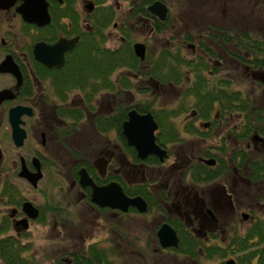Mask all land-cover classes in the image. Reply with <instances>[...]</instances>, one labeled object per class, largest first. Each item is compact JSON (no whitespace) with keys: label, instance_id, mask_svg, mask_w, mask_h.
<instances>
[{"label":"flooded vegetation","instance_id":"af4514ba","mask_svg":"<svg viewBox=\"0 0 264 264\" xmlns=\"http://www.w3.org/2000/svg\"><path fill=\"white\" fill-rule=\"evenodd\" d=\"M47 1L49 3L51 22L45 26L31 24L23 19L21 13H19L17 10L18 7L22 5L23 0H16L15 4L8 7H2V5H0V15L12 10L14 16L21 20V23L24 27L22 31L23 36L20 35L16 40H14L15 33L12 30L13 23H10L11 20H9V24L3 21L2 25L0 26V65L8 57L12 58L14 65L17 66L21 75V82H19V77L14 73L0 70V81L2 82L4 79V83L0 84V86H3L0 88V93L9 89L13 96L12 98H6L0 101V123L3 125L5 122H7L8 126L10 127V142H13L17 154L21 153L23 148H27L28 140L30 138L29 134H31L30 127L32 125H40L41 127L44 117V115L42 116L41 113V109L43 107H48V109H50L51 112H49V114H51L50 116L52 124H49L44 131H40L41 138L36 136L35 141L33 138V151L31 154H20L19 160L15 162L16 169L14 170L6 169L3 166V163L6 159V149L0 143V148L2 149L3 153V156L0 160V238L11 235L23 241L33 223H46V220H50L52 217L55 218L59 214H69L67 208L60 206L59 203L61 202H48L45 200V198H43L41 203L33 201L31 196L32 194L36 193V189H38L39 184L37 186L33 185L28 179L21 176L20 172L23 165H25L31 172H36L37 165H40L43 172V177L39 183L44 180L45 172L48 170L51 175L59 172L60 169L55 159L60 157H58V155L54 152L53 147L49 145V140L51 143L52 141H56L57 139L55 134L58 136L60 135L61 138H66L61 141L58 140L59 145L68 153L79 157L80 153L83 150L91 147V145H88L87 148V145H85L87 142H83L84 147L81 146L78 140H76V137L78 138V136H76L77 132H79V128L82 127L85 122L93 120V130L102 137L103 142L99 145V147H101V152L98 156L100 160H97V158L93 160L92 157L89 158L86 156V158L84 157L82 159H78L80 161L84 160L86 163H88L90 170L86 166L82 165L78 170V178H76L73 174L74 179H76L74 180V185H76V188L78 186L75 196L76 204L85 203L90 208V210L94 209L100 214L107 212L108 214L117 217L136 216L137 218H141L147 215H158L161 220L156 225L155 235L160 247L159 249H156V252H161L164 254L179 253L189 258L192 262H198V264H202L203 259L205 260L204 251L202 249L200 250V255L198 257H192L183 251H180L182 236L179 234L177 229L178 227L184 231L190 232L191 236L196 239L197 243L205 244L207 243L206 241H211L216 237L221 238V236L230 232V229L226 227V222L228 220H254L255 215L253 214V211L249 205L243 204L241 208L237 206L238 200L234 194V191L224 181L226 176L229 174L241 173L243 171L242 169L234 168L232 170H228L221 178L215 179L211 182H197L192 178V169L197 162L206 164L204 162L205 159L215 158L216 164H220L217 155L222 153L221 149L223 146H221V144H218L215 147L213 156L206 154L207 151H212L210 148H206L204 152L202 151L200 156H195L192 154L187 155L186 159H182L177 149L186 142L187 137L201 139L207 137L208 139L212 133L219 134L221 126L229 125L232 122L230 123L229 121H220V123H218L214 128H212L211 121L207 123L202 122L200 130L202 132H211L209 135L191 134L190 132L183 131L182 138L179 141L169 142L167 139L163 140L162 138L166 137L165 135L168 132L164 130V123L159 118V114L167 113V124H169V107H172L173 105H169L168 102H164L165 104L163 103L162 98L159 96V92L161 93V91H158V89H162L164 91V89L169 88V86L178 87V85H175L172 81L169 82L168 77L158 78L156 77V74L153 73V71H156L155 59L156 57L158 58V55L161 51L150 56V45L148 40L141 42L146 45L147 51L144 59H141L137 56L140 61L137 65L136 73L131 75L128 70H125L126 73L124 70L122 72L125 73L124 75H129L132 77L134 83L133 89L128 91L119 90L118 92H101L95 98L94 111L90 110L87 106L82 105V98L80 95L77 92H72L69 95L67 102L69 104L67 105L71 108H85L86 113L84 119L81 121V124L78 127L77 121H73L71 124L61 117H58L56 114V107H58L63 102L57 100L59 103H55L54 105H50L48 103V99L46 97L48 82L44 76L40 77L36 71L37 69L44 70V68L49 70L58 68L47 67L44 63L36 59L34 52L35 44L38 42H45L47 44L53 45L61 38L72 39L75 37H79L80 41L81 36L77 34L75 26L76 13L79 11L81 14L82 27L93 31V28L90 26L97 5L95 4L94 0ZM141 1L142 0H130L128 19L126 20V18H124L119 20L118 14L117 19L111 25V27L114 26V29H117L120 33V40L117 45L112 43L108 35L109 28L106 29L105 32L108 38V46L119 47L122 43L128 40V32H130L133 36V44L139 43L140 41H136V37L134 36V30L139 26H144L146 29L148 28L149 30H147L150 34H159L166 31H164V29H166L169 24L170 9L167 19L162 21L147 9V7L155 0L144 4L146 7L145 12H135V5L141 4ZM162 1L166 3L165 0ZM109 2L110 0H107V4H109ZM80 4H82V7ZM52 7L53 11L55 8H58L62 13V16L60 17L61 24L56 25L57 31L55 38H52L53 41L50 42L44 40L39 33L43 32L42 28L49 26L53 22L51 14ZM68 9L70 10V14L67 13ZM116 11L119 13V7L116 9ZM128 22H135L136 27H133L131 24L129 25ZM163 24H165V27L160 29L159 26H164ZM28 25L31 27H28ZM58 28H60V30H58ZM68 29L72 30L67 31ZM27 32H29L30 35H28ZM182 42L183 44H186L188 54L191 55L190 58L195 60L197 59L198 54H202L208 60L215 63L216 66H220L221 62L216 59L217 57L214 59L208 57L207 52L204 51L205 49L202 46L203 42H209L210 46L216 47L218 52L222 50L220 47H218L220 45H218L209 34H206L205 32H199V34L193 36L190 33H187L184 36ZM76 45L72 50L65 53V64L68 54L74 51ZM165 49L169 50V47ZM177 49L181 50V48ZM181 53L184 54L182 50ZM231 58L237 61L235 57ZM217 68L219 69L218 66ZM219 71H221V69H219ZM250 72L255 77V79H257L259 83L264 86V75L262 76L260 71L254 69H251ZM129 91L135 95L139 93L140 96L138 98H131L128 101H125V103L121 101L115 105H112L108 100L101 101V98L103 97L104 99L106 95L110 96L116 94L119 98H121L123 94L128 96L129 94L127 92ZM148 91L153 93L150 96H146L148 95ZM18 106L25 109H31L33 111L32 115L24 113L21 116V126L27 132V138L21 147L16 146L13 140V129L10 119L11 110ZM122 108H128V112L126 117L124 114L121 115V129H117V127H115L107 131H102L97 128V122L95 120L98 114L107 118H111L112 116L118 114V111ZM132 110H136L140 115H145L148 113L153 115L155 123L157 124V129L154 131L155 141L168 154V157L165 159V161H161V159L156 154H150L147 158L142 159L139 156L138 151L133 146L128 144V139L123 133V125L129 119V113ZM45 118H47L46 115L44 119ZM185 123L186 122L179 121L177 122V125L181 126L183 129ZM56 124L59 125V129H56ZM232 125L237 126L238 122ZM231 129L232 127L229 130L228 137L237 140L235 135L231 132ZM73 133L75 135H73ZM69 137H71V140L67 139ZM72 140L75 141L73 142ZM254 140L264 143V140L260 138L254 137ZM254 140L251 141L253 142ZM129 148L134 149L135 154L130 151ZM154 158H158L160 163H153L152 160ZM225 158L230 164H232L228 153L225 154ZM169 161L171 165V171H169ZM83 168L87 169L95 183L99 186H104L112 181H117L121 183L125 192V186L130 188L135 187V194H128L127 192L126 194L129 197L143 198L147 205V211L141 212L136 206H130L127 211H124L119 208L101 206L96 203L93 200L92 186L86 187L80 183V170ZM179 168L182 169L181 171L186 179L183 178L178 182H173L171 184L170 180L172 173ZM247 180L248 183H251L249 179ZM27 202H31L36 208H38L39 216L37 218H31L29 216L27 210L24 207L25 203ZM71 206H73L72 202H68V207ZM238 213H241L242 216H237ZM69 217L71 218V216ZM26 220H28V228H25ZM170 220H173V222L175 221V225L171 224ZM164 223L170 224L176 230L177 236L179 238L177 246H171L168 248H163L161 246L158 238V230ZM82 249L83 247L78 250L70 251L69 256L67 258H62V261L71 264L75 258V254H77V252ZM0 261L3 263L1 257ZM58 261H61V258ZM119 263L120 262L118 258V264Z\"/></svg>","mask_w":264,"mask_h":264},{"label":"trees","instance_id":"16d2710c","mask_svg":"<svg viewBox=\"0 0 264 264\" xmlns=\"http://www.w3.org/2000/svg\"><path fill=\"white\" fill-rule=\"evenodd\" d=\"M151 1L142 0L141 4H136L135 12H145L144 4ZM254 1L264 8V0ZM94 2L97 7L90 26L93 31L82 27L81 14L79 11L76 13V32L81 39L74 51L68 54L64 67L36 70L40 77L44 76L48 82L46 92L48 103L54 105L59 103L57 100L63 102L56 107L57 116L71 124L77 121L78 127L85 117L86 110L83 107H69L67 105L69 95L77 92L82 98L81 104L94 111L95 98L101 92L133 89L132 77L122 72L128 70L131 75L136 73L140 61L135 54L134 39L130 32L127 33L128 40L119 47L107 45L108 38L105 31L117 19V8L107 4V0H94ZM69 9L67 13L70 14ZM51 14L53 22L42 28L43 32L39 33L44 40L50 42L55 38L56 25L61 24L62 16L60 10L55 8L53 11V7ZM163 25L159 28L165 27V24ZM70 30L72 29L67 31ZM27 33L30 35L29 32ZM207 34L220 45L218 47L222 49L221 52L235 57L238 63L246 68L258 70L262 76L264 75V25L250 27L246 24L235 28L232 23H219L210 26ZM202 46L208 57L214 59L220 56L216 47L210 46L209 42H203ZM155 67L156 71L153 73L156 77H168L169 82L172 81L175 85L183 87L180 102L176 106L169 107V124H167L168 114H159V118L164 123V130L168 132L163 140L179 141L183 131L209 135L211 132L200 130L201 123L209 121L212 122V128L220 121L238 122L237 126L232 127L231 132L239 142L254 140V137L264 140V103L257 102L247 91L237 87L230 78L221 75L216 64L204 55L198 54L197 59L194 60L182 54L180 49L164 48L155 59ZM127 112L128 108H122L111 118L98 114L95 120L97 128L102 131L115 127L121 129V115L124 114L126 117ZM179 121L186 122L183 129L177 125ZM129 150L135 154L134 149L129 148ZM221 151L220 155L216 154L220 164L209 166L197 162L192 169V178L197 182H211L221 178L228 170L236 168L244 170L251 183L264 180V149L263 153H253L242 146L235 147L234 150L229 148L226 150L223 146ZM213 152L207 151L206 154L213 156ZM225 152L229 154L232 164L226 160ZM152 161L155 164L160 163L158 158ZM82 165L90 170L88 163L84 160L79 161L78 167L74 168L76 178ZM125 190L128 194H135V187L125 186ZM260 200L261 209L255 215V219L243 231L237 229L223 245L197 243L190 232L176 227L182 236L180 251L198 257L202 249L206 260L234 256L232 258L235 259L236 264H264V196ZM170 223L175 225L173 220H170ZM113 249L117 250L115 247ZM115 255L112 249L94 243L79 250L71 264H118ZM0 257L4 264H38L36 257L31 253L30 244H24L11 235L0 238ZM225 262L222 261L221 264ZM58 264L68 263L61 259Z\"/></svg>","mask_w":264,"mask_h":264},{"label":"rangeland","instance_id":"374dc122","mask_svg":"<svg viewBox=\"0 0 264 264\" xmlns=\"http://www.w3.org/2000/svg\"><path fill=\"white\" fill-rule=\"evenodd\" d=\"M165 1L170 9L169 24L164 29V31L166 30L165 32L150 34L148 32L149 29L147 28V30L144 26L136 27L134 30L136 41L145 42L148 40L150 56L151 54L155 55L157 52H160L163 48L169 47V50L181 48L184 55L191 57L186 49V44L182 42L184 36L187 33L193 36H196L199 32L207 34L208 29L213 24L232 23L235 28L238 25L246 24L250 27L251 25L253 27L254 25L260 27L264 25V8L260 7L254 0ZM109 4H112L115 8L119 7V20L128 19L130 0H110ZM80 5L82 7V4ZM9 20H11V24L13 23L14 40L20 35L23 36L22 31L24 27L21 20L14 16L12 10L0 15V26L3 21L9 24ZM108 35L113 44L117 45L119 43L120 33L117 29H114V26L109 28ZM219 54L220 56L216 59L221 62L220 66L217 65L221 69V75L230 78L237 87L247 91L257 102L264 103V86L252 75L250 72L251 68L246 69L244 65L238 63L224 52L219 51ZM2 83H4V79L2 82L0 81V84ZM2 87L0 86V88ZM158 91H161V93L159 92V96L162 98L163 103L168 102L169 105L174 106L181 100L183 87L169 86V88L164 89L165 93L162 89H158ZM127 93L129 94L128 96L123 94L121 98L116 94L106 95L104 99L103 97L101 98V101L108 100L112 105H115L121 101L125 103V101L131 98H138L140 96L139 93L135 95L131 91ZM152 93L148 91V95L146 96H150ZM49 112L51 111L48 107L41 109L42 116L44 115L45 117L46 115L47 118L44 119L43 117L41 127L40 125H32L30 127L31 134H29L30 138L27 148H23L21 153L18 154L13 142H10V127L7 122L3 125L0 123V143L6 149V159L3 163L6 169H16L15 162L19 160L20 154H31L33 151V138L34 141L36 136L41 138L40 131H44L51 124V114ZM92 122L93 120L85 122L79 128V132H77L76 136L78 138L76 137V140H78L81 146L84 147L83 142H87L85 144L87 148L88 145H91L88 149L83 150L79 157L73 156L59 145V141L66 138H61L60 135L55 134L57 140L52 141V143L49 140V145L53 147L54 152L60 157L55 159L60 171L51 175L48 172L49 170H45L47 172H45L44 180L39 183V187L36 189V193L32 194L31 199L40 203L43 201V198L48 202H61L59 203L60 206L67 208L69 214H59L55 218L52 217L50 220H46V223L38 222L31 225L27 236L22 242L30 244L31 253L36 257L38 264H58V260L60 258H67L70 251L78 250L82 247L87 248L94 243L112 249L113 253H116L115 257L119 258V264H198V262H192L189 258L179 253L164 254L156 252V249L160 247L155 235L156 225L161 220L158 215H147L141 218H137L136 216L117 217L107 212L100 214L94 209L90 210L85 203L76 204L75 196L78 186L76 188V185H74V180L76 179H74L73 174L74 168L78 167L80 161L78 159L86 156L92 157L93 160L96 158L100 160L98 156L101 152L99 145L103 143L102 137L93 130ZM235 123L237 122L221 126L219 134L212 133L208 139L207 137L204 139L187 137L186 142L177 149L179 155H181L182 159H186L187 155L192 154L200 156L206 148L215 151L214 149L218 144L224 146L226 150L228 148L234 150L235 147L242 146L251 150V152L253 151V153H263L264 144L261 141L254 140L252 142L249 140L243 143L228 137L229 130L233 127L232 124ZM56 126V129H59V125L56 124ZM73 135L75 134L73 133ZM67 139L71 140V137ZM72 141L74 142L75 140ZM181 170L179 168L173 171L170 180L171 184L178 182L180 179H186ZM169 171H171L170 161ZM247 179H249L248 174L243 170L241 173L229 174L224 181L234 191L238 200L237 206L241 208L243 204H247L251 207L253 214L257 215L261 209L259 207L261 204L260 199L264 196V180L259 183H248ZM68 202H72L73 206L68 207ZM241 213H238L237 216H242ZM251 221L249 219L228 220L226 227L230 229V232L221 236V238H213L211 241L214 242L206 241L207 243L205 244L223 245L231 234L237 229H242L243 231ZM114 247L117 250L113 249ZM232 257L234 256L222 259L217 257L214 260L203 259L202 264H221L222 261H227ZM0 264L3 263L0 261Z\"/></svg>","mask_w":264,"mask_h":264},{"label":"water","instance_id":"95a60500","mask_svg":"<svg viewBox=\"0 0 264 264\" xmlns=\"http://www.w3.org/2000/svg\"><path fill=\"white\" fill-rule=\"evenodd\" d=\"M16 0H0L2 7H8L15 4ZM147 9L156 15L160 20L164 21L168 17L169 7L162 0H155ZM18 12L21 13L23 19L31 24L38 26H45L51 22V15L49 12V3L47 0H23L21 6L18 7ZM79 37L72 39L61 38L55 44L50 45L45 42H38L35 44L34 52L36 59L44 63L47 67L61 68L65 64V53L72 50ZM135 54L144 59L146 56V46L144 43L134 44ZM0 70L4 72H12L19 77L21 82V75L17 66L14 65L12 58H7L1 65ZM9 89L0 93V101L6 98H12ZM24 113L33 114L31 109H25L20 106L14 107L10 112V119L12 124V136L16 146L21 147L27 138L26 130L21 126V116ZM123 133L128 139V144L133 146L142 159L147 158L150 154H156L161 161H165L168 154L155 141L154 131L157 129V124L151 113L140 115L136 110L129 113V119L123 125ZM3 156L0 148V160ZM208 164H214L215 161H205ZM20 175L28 179L33 185L37 186L43 177L41 166L37 165V171L31 172L23 165ZM80 183L83 186H92L93 200L101 206H110L127 211L130 206H136L141 212L147 211V205L141 197H129L123 189L121 183L112 181L107 185L99 186L88 173L87 169L80 170ZM31 218L39 216V210L31 202L24 205ZM25 228H28V220L25 221ZM158 238L163 248L177 246L179 238L176 230L168 223L162 224L158 230ZM225 264H236L234 258L228 259Z\"/></svg>","mask_w":264,"mask_h":264},{"label":"bare ground","instance_id":"6f19581e","mask_svg":"<svg viewBox=\"0 0 264 264\" xmlns=\"http://www.w3.org/2000/svg\"><path fill=\"white\" fill-rule=\"evenodd\" d=\"M128 24H129V25L131 24V25H133V27H136L135 22H131V23L128 22ZM145 46H146V45H145ZM146 48H147V47H146ZM151 56H152V54H151ZM63 67H64V66H63ZM63 67H61V68H63ZM58 69H60V68H58ZM235 85H236V84H235ZM206 160H209V161H213V160H214L215 163H214V164H209V165H216V159H215V158L205 159L204 162H205ZM205 163H206V162H205ZM206 164H208V163H206Z\"/></svg>","mask_w":264,"mask_h":264}]
</instances>
